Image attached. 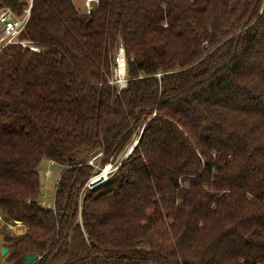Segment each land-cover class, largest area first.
<instances>
[{
  "label": "trees",
  "instance_id": "1",
  "mask_svg": "<svg viewBox=\"0 0 264 264\" xmlns=\"http://www.w3.org/2000/svg\"><path fill=\"white\" fill-rule=\"evenodd\" d=\"M18 38L40 51H0V213L27 226L11 260L264 264V0H33ZM43 160L62 167L49 208Z\"/></svg>",
  "mask_w": 264,
  "mask_h": 264
},
{
  "label": "rangeland",
  "instance_id": "2",
  "mask_svg": "<svg viewBox=\"0 0 264 264\" xmlns=\"http://www.w3.org/2000/svg\"><path fill=\"white\" fill-rule=\"evenodd\" d=\"M72 2H73L74 7L77 10H79L81 12L84 11L83 0H72ZM4 9L5 8L0 9V12H1V10H4ZM22 40H25V39H22ZM25 41H27L29 43L31 42L29 40H25ZM31 43L34 44L33 42H31ZM0 51H1V49H0ZM39 51H40V49H39ZM120 53H121V58L123 57L122 59H123V63H124V66H123L124 75L118 74V68H119V59L118 58L120 57L119 56ZM122 55H123V49H122L121 44H120L119 48L117 49V52L115 54V65L112 67V75L113 76L110 79V83L117 85L121 89L126 86L125 60H124V55L123 56ZM134 142H135V140L132 142L131 146L133 145ZM131 146H129V149ZM127 151H126V153H127ZM98 156H99V154H96L95 157H92V159L89 160L88 164L93 163L94 167L96 168L97 166H96V162H94V159ZM49 162H47L46 160H43L40 163V166L38 168V171L40 173V181H41V188H42V196L40 198V201H41V205H43V206H46V204L48 202H51V199L53 198L55 183L57 181L59 173L62 170L61 166L54 165L53 163H51V161H49ZM117 165H118L117 163H110V162L106 163L102 168L98 169V173H96L95 175L91 176L88 179L87 184L95 176L101 175L102 172L104 171V169L109 168L106 172L107 176L105 174L106 179H107L110 174L115 172ZM105 180H103V181H105ZM102 182H100L99 184H101ZM98 185H96L95 187H97ZM95 187H93V188H95ZM93 188H91V189H93ZM13 223H14V221L5 219L4 217H2V215L0 213V246L1 245H7L9 247V251L6 255H4V256L0 255V262H1L0 264H18L17 263L18 261L10 259V247H11L12 242H7L6 237L7 236L16 237V236L23 234L27 230V226L24 224L25 227H24L23 231L21 232V230H19V231H18V229L14 230L12 227L9 226Z\"/></svg>",
  "mask_w": 264,
  "mask_h": 264
},
{
  "label": "built area",
  "instance_id": "3",
  "mask_svg": "<svg viewBox=\"0 0 264 264\" xmlns=\"http://www.w3.org/2000/svg\"><path fill=\"white\" fill-rule=\"evenodd\" d=\"M27 7L24 9L21 15L13 13L9 9L1 10L0 12V49L8 46L18 44L23 49H28L30 52L37 53L39 49L36 45L31 42L19 39L18 36L23 32L31 11V6L33 0H25ZM98 3V0H83V6L86 13H89L90 10ZM52 163V162H51ZM106 179V178H105ZM104 179V180H105ZM86 183V188L91 189L98 185L101 181Z\"/></svg>",
  "mask_w": 264,
  "mask_h": 264
},
{
  "label": "bare ground",
  "instance_id": "4",
  "mask_svg": "<svg viewBox=\"0 0 264 264\" xmlns=\"http://www.w3.org/2000/svg\"><path fill=\"white\" fill-rule=\"evenodd\" d=\"M120 57L118 58L119 59V68H118V74L119 75H124V68H123V66H124V63H123V57L121 58V53H120V55H119ZM123 56V55H122ZM109 168H106V169H104V171L102 172V174L101 175H97V176H95L94 178H92V181L91 182H93V183H95V182H98V181H101V180H104L105 178H106V176H107V174H106V172H107V170H108ZM105 174H106V176H105ZM10 227H12L14 230H17L18 229V231L19 230H21V232L23 231V229H24V224H22V223H13V224H11V225H9ZM1 263V262H0Z\"/></svg>",
  "mask_w": 264,
  "mask_h": 264
},
{
  "label": "water",
  "instance_id": "5",
  "mask_svg": "<svg viewBox=\"0 0 264 264\" xmlns=\"http://www.w3.org/2000/svg\"><path fill=\"white\" fill-rule=\"evenodd\" d=\"M135 144H136V141L133 143V145L130 147V149L127 151V153L124 155L123 159H125L128 156V154L133 149ZM46 207H48V208L50 207V202H48L46 204ZM8 251H9V247L7 245H1L0 246V255L1 256L6 255L8 253ZM36 258H37V256L34 253L26 254L22 257V261L20 264H32Z\"/></svg>",
  "mask_w": 264,
  "mask_h": 264
},
{
  "label": "crops",
  "instance_id": "6",
  "mask_svg": "<svg viewBox=\"0 0 264 264\" xmlns=\"http://www.w3.org/2000/svg\"><path fill=\"white\" fill-rule=\"evenodd\" d=\"M49 162V161H48ZM50 163V162H49ZM14 223H16V222H14Z\"/></svg>",
  "mask_w": 264,
  "mask_h": 264
}]
</instances>
